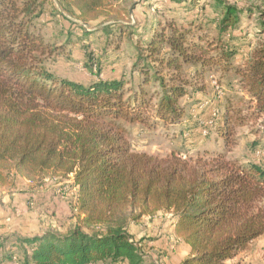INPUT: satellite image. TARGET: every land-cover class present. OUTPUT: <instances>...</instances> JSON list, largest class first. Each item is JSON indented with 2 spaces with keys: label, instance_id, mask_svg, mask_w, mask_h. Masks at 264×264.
Segmentation results:
<instances>
[{
  "label": "trees",
  "instance_id": "1",
  "mask_svg": "<svg viewBox=\"0 0 264 264\" xmlns=\"http://www.w3.org/2000/svg\"><path fill=\"white\" fill-rule=\"evenodd\" d=\"M58 1L62 12L53 6L51 14L69 23L62 25L68 44L74 31L91 32L65 13L87 25L116 20L103 26L108 35L114 25L121 34L138 28L124 23L129 7L115 0ZM48 4L0 0V186L12 185L11 176L32 183L72 178L80 223L65 233L0 237V264H151L129 227L162 211L173 215L175 235L190 247L179 264H229L246 252L264 235V166L232 152L236 128L264 114V4L197 0L195 20H146L131 70L141 82L130 88L124 70L101 77L102 63L89 83L60 78L46 65L62 48L36 22ZM254 15L258 26L249 30L242 21ZM249 33L261 41L252 50ZM244 48L247 58L235 63ZM91 54L93 73L99 60ZM218 74L219 89H228L221 79L229 75L237 83L229 82L234 95L225 93L220 104L216 151L204 148L192 164L132 150L124 122L185 125L183 97L203 92L206 77ZM214 125L204 124L203 135Z\"/></svg>",
  "mask_w": 264,
  "mask_h": 264
},
{
  "label": "rangeland",
  "instance_id": "2",
  "mask_svg": "<svg viewBox=\"0 0 264 264\" xmlns=\"http://www.w3.org/2000/svg\"><path fill=\"white\" fill-rule=\"evenodd\" d=\"M51 1L53 5H46V11L36 22L44 38L52 45L62 46V48L59 52L48 56L45 63L60 78L83 83L96 79L98 65L102 63L104 70L101 77H119L124 70L126 79L132 82L127 88L138 86L141 79L137 73L133 75L131 70L136 58V42L139 34L144 31L143 23L146 20L148 22L156 20L155 17L163 24L175 18L180 24L196 19L194 8H196L197 0L186 1L187 5H179L174 0H115L129 7L130 17L124 23L131 25L137 23V29L125 28V34H121L118 25H114L111 27L112 34L108 35L101 31L103 26L116 20H107L103 17L87 25L74 15L65 13L68 18L91 32L90 35L83 36L81 31H74L71 36L72 43L68 44L64 41L67 30L62 25L65 24L67 27L69 23L51 14L53 6L62 12L59 1ZM239 2L264 4V0H239ZM242 22L250 24L249 30L258 26L256 15L250 18L245 17ZM211 29L212 36H218L215 28L211 27ZM247 40L251 42L250 50L261 43L259 39L253 37L252 33L248 34ZM91 52L94 58L99 60L97 66L95 64L93 66V73L87 67V64L91 63L88 59ZM244 52L246 48L239 50L235 63H242L247 58ZM192 79L193 83L202 84L198 78L192 77ZM219 79V74L215 78L208 76L205 79L206 89L203 92H192L183 97L181 102L185 104L186 116L182 123L185 125L163 126L159 121L160 125L156 126L152 125L155 123L149 118L145 123L124 122L132 150L163 160H173L176 156L192 164L202 157H199L198 153L203 152L204 148L216 151L212 149L217 144H214L218 137L216 128L225 111L219 110L220 104L223 102L225 93L234 95V91L231 90L233 86L231 88L228 85L229 82L237 83L233 75L224 77L221 82L228 89L223 90L217 86L216 82ZM158 90L152 89V92H158ZM212 120L215 125L211 128L210 134L203 135L201 127L204 124L211 125ZM196 125L199 126L197 130L189 135V130ZM181 128H184L188 134H182ZM236 136L238 143L232 154L243 162L252 160L264 166V114L238 126ZM11 179L12 185L0 186V237L10 239L34 236L47 230L65 233L80 223L75 211L77 188L72 178L46 179L42 183H32L16 176H11ZM174 221L175 218L171 213L162 211L130 225L129 230L141 243L148 263L179 264L189 255L190 247L174 233ZM229 264H264V235L254 241L246 252L230 260Z\"/></svg>",
  "mask_w": 264,
  "mask_h": 264
}]
</instances>
